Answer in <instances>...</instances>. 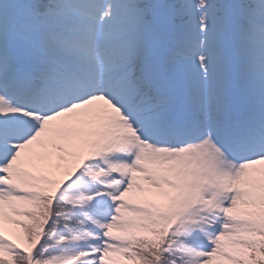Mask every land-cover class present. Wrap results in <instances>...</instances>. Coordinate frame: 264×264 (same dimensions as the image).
<instances>
[{
    "label": "snow or ice",
    "instance_id": "1",
    "mask_svg": "<svg viewBox=\"0 0 264 264\" xmlns=\"http://www.w3.org/2000/svg\"><path fill=\"white\" fill-rule=\"evenodd\" d=\"M0 264H264V0H0Z\"/></svg>",
    "mask_w": 264,
    "mask_h": 264
}]
</instances>
